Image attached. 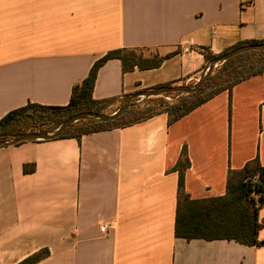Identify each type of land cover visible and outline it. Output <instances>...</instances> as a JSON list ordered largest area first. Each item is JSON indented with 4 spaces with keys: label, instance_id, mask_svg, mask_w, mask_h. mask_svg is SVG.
<instances>
[{
    "label": "crops",
    "instance_id": "obj_1",
    "mask_svg": "<svg viewBox=\"0 0 264 264\" xmlns=\"http://www.w3.org/2000/svg\"><path fill=\"white\" fill-rule=\"evenodd\" d=\"M264 39V0H0V120L29 103L63 107L94 64L118 49L176 53L125 73L113 59L93 97L194 84L205 52ZM187 49V51H186ZM192 199L226 194L230 170L264 166V73L169 125L167 114L74 138L0 147V264H264L258 246L175 236L179 173ZM25 164L36 171L24 173ZM104 228V230H102Z\"/></svg>",
    "mask_w": 264,
    "mask_h": 264
},
{
    "label": "trees",
    "instance_id": "obj_2",
    "mask_svg": "<svg viewBox=\"0 0 264 264\" xmlns=\"http://www.w3.org/2000/svg\"><path fill=\"white\" fill-rule=\"evenodd\" d=\"M260 43H264V39L239 44L224 54L244 45ZM176 54L177 52L163 58L156 52H150L146 58L143 51L136 52L128 49L110 51L94 64L83 83L74 87L67 106L53 107L29 103L4 116L0 120V140L9 141L16 135L28 132H52L66 120L83 112L102 114L106 108L119 101L118 98L96 100L93 97L98 71L110 60H120L123 71L127 73L134 71L135 68L140 70L158 68L165 59ZM205 57L208 63L219 56L205 52ZM263 73L264 51L245 52L221 63L213 70L204 85L193 94L170 93L162 97L146 99L152 103L145 108L133 105L123 116L108 123L94 120L80 121L71 125L54 140L74 138L81 141L86 135L130 127L160 114H167L169 125H173L217 95L231 91L240 83ZM165 86L176 85L168 83L153 89ZM132 95H126L123 99H128ZM190 164L187 150L184 148L180 160L172 169L179 173L175 236L187 241L228 240L246 246L260 245L258 219L260 207L264 202V166L260 160L256 158L249 161L242 169L230 170L227 176L226 194L208 199H192L186 193L185 172ZM23 170L25 174H32L36 171V165L25 164ZM253 178H257L258 182L249 184ZM254 193L260 194V206L254 205ZM48 254V250H42L20 264H35Z\"/></svg>",
    "mask_w": 264,
    "mask_h": 264
},
{
    "label": "water",
    "instance_id": "obj_3",
    "mask_svg": "<svg viewBox=\"0 0 264 264\" xmlns=\"http://www.w3.org/2000/svg\"><path fill=\"white\" fill-rule=\"evenodd\" d=\"M251 51H264V43L244 45L213 59L208 63L206 70L200 76L196 84L192 86H187V85L185 86L179 85V86H171V87L165 86L158 89L144 90L136 94H133L131 97L127 99V101L121 108H119L117 111H115L110 115L100 114L96 112H83L66 120L56 130L52 132H28V133L16 135L13 137L12 140L9 141L0 140V147L15 146L20 143L29 142V141L54 140L60 137L65 132V130L69 128L71 125L76 124L83 120H94L102 123L112 122L123 116L128 110L132 108L133 105H137L141 101H144L146 99L162 97L165 94H170V93H182L186 95L193 94L197 92L204 85L208 77L212 74L214 68H216L219 64L228 61L229 59L233 58L236 55Z\"/></svg>",
    "mask_w": 264,
    "mask_h": 264
},
{
    "label": "rangeland",
    "instance_id": "obj_4",
    "mask_svg": "<svg viewBox=\"0 0 264 264\" xmlns=\"http://www.w3.org/2000/svg\"><path fill=\"white\" fill-rule=\"evenodd\" d=\"M219 65H220V64H219ZM219 65H218L216 68H218ZM216 68H214V69H216ZM194 84H196V82H195ZM194 84H190V85H187V86H192V85H194ZM184 86H185V85H184ZM167 99H168V100H171L170 97H167ZM126 100H127V99H121V100H119V101L116 102L114 105H111L110 107L106 108L102 114L110 115V114L114 113L115 111H117L119 108H121V107L125 104ZM150 103H152V102L144 100V101H141V102H140L139 104H137V105H140L141 108H145V107H147ZM253 196H254V205H255V207H256V206H260V201H261V199H260V194H259V193H254Z\"/></svg>",
    "mask_w": 264,
    "mask_h": 264
},
{
    "label": "built area",
    "instance_id": "obj_5",
    "mask_svg": "<svg viewBox=\"0 0 264 264\" xmlns=\"http://www.w3.org/2000/svg\"><path fill=\"white\" fill-rule=\"evenodd\" d=\"M186 51H187V49H186ZM256 182H258L257 178H253L252 181L249 182V184H253ZM102 230H104V228H102Z\"/></svg>",
    "mask_w": 264,
    "mask_h": 264
}]
</instances>
